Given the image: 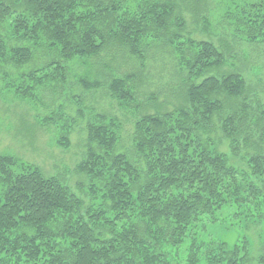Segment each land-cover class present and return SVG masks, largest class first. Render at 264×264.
<instances>
[{
  "label": "trees",
  "instance_id": "16d2710c",
  "mask_svg": "<svg viewBox=\"0 0 264 264\" xmlns=\"http://www.w3.org/2000/svg\"><path fill=\"white\" fill-rule=\"evenodd\" d=\"M231 1L238 33L264 44V0ZM211 2L0 0V73L26 100L45 81L65 82L68 62L104 51L145 62L148 46L168 44L180 69L172 108L154 93L140 103L137 73H111V95L139 115L132 150L123 149L117 117L96 114L88 124L76 171L89 180L91 203L0 153V264H264L247 236L228 242L208 233L230 210L264 220V103L235 65L229 38L184 35L187 16L207 31ZM42 50L45 64L23 70ZM97 78L79 83L99 89ZM221 138L245 166L231 162ZM59 143L70 146L67 136Z\"/></svg>",
  "mask_w": 264,
  "mask_h": 264
},
{
  "label": "rangeland",
  "instance_id": "374dc122",
  "mask_svg": "<svg viewBox=\"0 0 264 264\" xmlns=\"http://www.w3.org/2000/svg\"><path fill=\"white\" fill-rule=\"evenodd\" d=\"M232 7L231 0H212L207 31L201 30L202 25L187 16L184 35L190 34L194 39H212L214 42L221 37L229 38L234 52L239 55L235 65L242 67L247 84L258 91L257 98L264 103V44L250 43L238 33V25L232 22L233 16H228V12L233 11ZM148 47L150 56L145 62L120 52L112 57L108 51L93 59H74L66 64V81L62 84L55 80L45 81V86L35 90V101L15 94L7 85V78L4 79L0 73V153L40 167L45 175L63 180L86 203L93 202L88 178L76 171L87 149L88 124L97 121L96 114L117 117L123 126V149L132 150L130 139L135 118L139 115L111 95L107 87L111 73L119 76L137 73L142 85L134 95L142 104L153 93L166 107L172 108L178 102L174 88L180 80V69L174 50L168 44ZM40 54L45 56L38 57L23 70L45 64L49 59L47 53L42 50ZM224 69L228 70L230 66ZM95 75L101 82L99 89L87 90L80 85V79L95 80ZM79 107L82 112H79ZM147 111L154 113L155 109ZM62 136L68 137L69 147L59 143ZM221 141V150L228 153L231 162L245 166L240 157L230 153L226 140L221 138ZM234 211L226 212V220L216 223L208 233L228 242L245 235L252 242V254L257 257L264 252V220L258 223L247 221L244 215L235 216Z\"/></svg>",
  "mask_w": 264,
  "mask_h": 264
}]
</instances>
